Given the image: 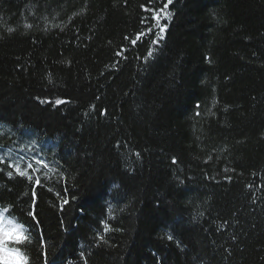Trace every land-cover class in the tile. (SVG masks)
I'll list each match as a JSON object with an SVG mask.
<instances>
[{
	"label": "trees",
	"instance_id": "obj_1",
	"mask_svg": "<svg viewBox=\"0 0 264 264\" xmlns=\"http://www.w3.org/2000/svg\"><path fill=\"white\" fill-rule=\"evenodd\" d=\"M0 211L30 264H264V0H0Z\"/></svg>",
	"mask_w": 264,
	"mask_h": 264
},
{
	"label": "snow or ice",
	"instance_id": "obj_2",
	"mask_svg": "<svg viewBox=\"0 0 264 264\" xmlns=\"http://www.w3.org/2000/svg\"><path fill=\"white\" fill-rule=\"evenodd\" d=\"M170 3L171 0H168ZM166 7V5H165ZM161 13H163L164 18H170V13L164 12L163 9L160 10ZM152 19L157 21L159 23L161 19L160 13L155 14ZM163 30V29H162ZM11 31V29H9ZM139 36L137 37V39ZM135 43V41H133ZM151 55V53H149ZM57 104L64 103L63 101H56ZM175 162V161H174ZM37 163H40V161H37ZM15 169V172L20 177L27 178L28 181H32L31 175H29L28 172L22 171L21 168L18 165L13 166ZM29 168H31V165H28ZM44 167H47V165H44ZM9 176H12V173L9 172ZM35 184L37 186L40 185V180L36 179ZM31 199L33 201L36 200V193L35 191L32 192ZM64 204L69 203L68 200L63 201ZM36 205L33 203L32 208L33 211L28 212V216L32 217L33 219L36 218V213L34 211ZM105 229L107 230V225H105ZM171 238V237H170ZM102 239V238H101ZM31 236L30 233H28V230L24 227L23 223H17L15 219H9L4 215L3 211H0V258H7V261L12 262V264H30L28 256L25 254V252L21 251L20 247H9L10 244H16V245H31ZM7 264V262H6ZM34 264V262H33ZM44 264H47V257L45 255L44 258Z\"/></svg>",
	"mask_w": 264,
	"mask_h": 264
},
{
	"label": "rangeland",
	"instance_id": "obj_3",
	"mask_svg": "<svg viewBox=\"0 0 264 264\" xmlns=\"http://www.w3.org/2000/svg\"><path fill=\"white\" fill-rule=\"evenodd\" d=\"M6 262H7V264H12V262L7 261V258H0V263L1 264H6Z\"/></svg>",
	"mask_w": 264,
	"mask_h": 264
}]
</instances>
